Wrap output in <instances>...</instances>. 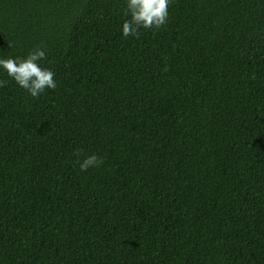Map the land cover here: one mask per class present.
<instances>
[{
    "label": "trees",
    "instance_id": "trees-1",
    "mask_svg": "<svg viewBox=\"0 0 264 264\" xmlns=\"http://www.w3.org/2000/svg\"><path fill=\"white\" fill-rule=\"evenodd\" d=\"M0 0V264H264V0ZM100 167L80 171L90 154Z\"/></svg>",
    "mask_w": 264,
    "mask_h": 264
},
{
    "label": "clouds",
    "instance_id": "clouds-1",
    "mask_svg": "<svg viewBox=\"0 0 264 264\" xmlns=\"http://www.w3.org/2000/svg\"><path fill=\"white\" fill-rule=\"evenodd\" d=\"M171 0H124V15L128 17L121 24V35L124 38L138 36L140 29L159 28L168 18V8ZM46 59V52L42 46L30 50L26 57L0 58V74L11 78L17 86L26 90L33 98L54 90L57 82L55 73L50 68L42 67L39 63ZM6 83L0 80V87ZM80 171L100 167L103 159L96 154H90L82 161L78 160Z\"/></svg>",
    "mask_w": 264,
    "mask_h": 264
}]
</instances>
